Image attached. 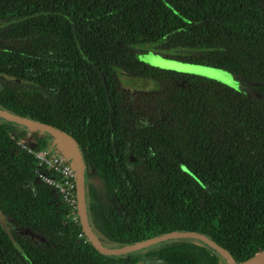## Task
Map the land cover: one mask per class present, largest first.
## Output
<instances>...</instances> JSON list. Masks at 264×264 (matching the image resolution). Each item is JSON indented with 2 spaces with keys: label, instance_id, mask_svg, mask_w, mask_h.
<instances>
[{
  "label": "trees",
  "instance_id": "16d2710c",
  "mask_svg": "<svg viewBox=\"0 0 264 264\" xmlns=\"http://www.w3.org/2000/svg\"><path fill=\"white\" fill-rule=\"evenodd\" d=\"M146 43L241 87L149 65L136 56ZM123 74L154 86L132 92ZM0 106L82 141L101 181L86 165L104 244L195 230L237 261L264 248V0H0ZM29 132L0 118V264H227L190 238L100 253L36 179L17 143ZM33 134L37 148L53 142Z\"/></svg>",
  "mask_w": 264,
  "mask_h": 264
},
{
  "label": "water",
  "instance_id": "95a60500",
  "mask_svg": "<svg viewBox=\"0 0 264 264\" xmlns=\"http://www.w3.org/2000/svg\"><path fill=\"white\" fill-rule=\"evenodd\" d=\"M145 80L141 78V81ZM0 118L10 122H15L21 127L24 126L31 132L47 133L53 136V143L58 146L62 154H64L69 160L75 171L76 188H77V200H78V212L80 216V222L82 230L87 239L92 245L102 254L105 255H126L133 252L144 250L160 242L178 239V238H190L198 242L207 244L221 256L224 257L227 264H264V248L257 251L253 256L237 261L233 254L224 246L220 245L216 240L210 236L195 230H175L170 232L161 233L144 240L136 241L133 243L110 246L104 244L95 233L88 214L87 207V192H86V164L82 154V151L78 145L76 138L69 132L53 124L31 118L19 113L12 112L6 108L0 106ZM18 230V228H17ZM25 232L31 233L27 230ZM36 239H41L35 233H31Z\"/></svg>",
  "mask_w": 264,
  "mask_h": 264
},
{
  "label": "rangeland",
  "instance_id": "374dc122",
  "mask_svg": "<svg viewBox=\"0 0 264 264\" xmlns=\"http://www.w3.org/2000/svg\"><path fill=\"white\" fill-rule=\"evenodd\" d=\"M137 53L136 56L141 61L148 63L149 65L161 68V69H170L182 73H189V74H195L199 76H203L209 79H213L216 81H219L221 83H224L231 87H241V82L236 78L234 73H231L229 71L219 69L216 67H209L204 66L197 63L192 62H186L176 59L174 56L175 54L182 53L180 49L175 48H164L161 43H146L142 45H138L136 47ZM124 83L129 85V88L133 90L134 88L138 89H149L154 86V82L152 80H142L138 77H133L128 74H123ZM34 133H38V131H34ZM33 134V132H29L27 135V143L26 145L32 146L34 144L37 145L38 140L37 137L34 136L31 139L30 136ZM54 140L53 136L51 137V140ZM52 140V141H53ZM78 141V145L82 151L85 164L87 165L88 173L90 171H93L96 175L97 173V166H94V160L90 158V156L87 154V152L84 150L83 143L80 139H76ZM49 148V146L47 147ZM59 147L54 146L52 151L58 152ZM94 175L95 182L98 183V185H101L100 179ZM130 256V255H129ZM128 256V257H129ZM143 260L140 262V264H161L160 261H153V260H147V257H143Z\"/></svg>",
  "mask_w": 264,
  "mask_h": 264
},
{
  "label": "built area",
  "instance_id": "2783aa9c",
  "mask_svg": "<svg viewBox=\"0 0 264 264\" xmlns=\"http://www.w3.org/2000/svg\"><path fill=\"white\" fill-rule=\"evenodd\" d=\"M17 143L26 152L35 156L36 165L33 170L36 179L51 187L70 207L69 215L74 222L80 221L75 171L70 160L64 154L52 151L54 143H51L49 148H37L36 144L26 145L27 137L18 140ZM78 235L83 238L85 234L80 232Z\"/></svg>",
  "mask_w": 264,
  "mask_h": 264
},
{
  "label": "flooded vegetation",
  "instance_id": "af4514ba",
  "mask_svg": "<svg viewBox=\"0 0 264 264\" xmlns=\"http://www.w3.org/2000/svg\"><path fill=\"white\" fill-rule=\"evenodd\" d=\"M129 75V74H128ZM123 76H125V75H123ZM139 78H141V77H139ZM146 80V79H145ZM130 89V88H129ZM131 90V89H130ZM138 90V88H134L133 90H131L132 92H136ZM28 134V133H27ZM94 173V172H93ZM94 175L95 174H93V177H94ZM96 176V175H95ZM93 177H91V179L93 178ZM93 181H94V178H93Z\"/></svg>",
  "mask_w": 264,
  "mask_h": 264
},
{
  "label": "crops",
  "instance_id": "0c3cea01",
  "mask_svg": "<svg viewBox=\"0 0 264 264\" xmlns=\"http://www.w3.org/2000/svg\"><path fill=\"white\" fill-rule=\"evenodd\" d=\"M27 135H28V134H27ZM26 137H27V136H26ZM33 137H34L33 134H31L30 138H31V139H34ZM52 143H53V142H52ZM50 145H51V144H50ZM58 152H61L60 149H58ZM61 153H62V152H61Z\"/></svg>",
  "mask_w": 264,
  "mask_h": 264
}]
</instances>
